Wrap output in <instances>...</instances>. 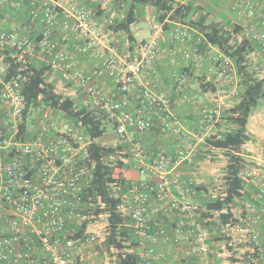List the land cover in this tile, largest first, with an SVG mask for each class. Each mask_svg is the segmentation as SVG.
<instances>
[{"label":"built area","instance_id":"1","mask_svg":"<svg viewBox=\"0 0 264 264\" xmlns=\"http://www.w3.org/2000/svg\"><path fill=\"white\" fill-rule=\"evenodd\" d=\"M219 2L225 3L221 12L229 26L255 44L249 57L255 77L264 83V0ZM0 9L27 11L17 26L0 25V49H13L26 62L41 60L57 93L82 97L115 121L114 140L126 145L120 155L127 157L121 159L137 174L117 206L132 221L129 252L135 253L136 264H264V155H254L251 168L241 175L246 183L255 180L256 188L252 198L240 202L237 220L220 226L227 242L213 240L210 227L198 220L207 211L198 198V182L181 170L195 167L198 144L213 132L222 111L238 101L229 56L208 44L201 52V34L194 37L183 24L166 31L154 15L145 22L149 35L136 37L132 50L126 46L119 53L108 30L116 14L105 15L83 0H0ZM136 24L130 28L134 34ZM66 44L74 53L96 59L91 71L74 63ZM163 55H178L194 71L208 63L203 74L215 85L212 103H203L201 95L190 100L199 105L198 133L172 115L171 106L190 80L189 70H174L172 91L159 90L156 62ZM103 78L113 81V91L102 89ZM41 99L24 126L21 81L5 78L0 64V264H114L107 254L94 261L90 245H99L103 236L87 230L81 240L67 232L68 225L85 218L81 210L83 188L92 176L91 140L81 124L61 118ZM131 99L137 105L127 112ZM157 122L158 135L174 139L175 149L146 148L141 135L151 134Z\"/></svg>","mask_w":264,"mask_h":264},{"label":"trees","instance_id":"2","mask_svg":"<svg viewBox=\"0 0 264 264\" xmlns=\"http://www.w3.org/2000/svg\"><path fill=\"white\" fill-rule=\"evenodd\" d=\"M215 1L219 3V0L200 3L190 1L186 4L173 0H110L116 16L108 30L122 35L121 44L118 45L120 49L127 41L124 49L127 46V49L132 50L136 36L130 29L131 25L145 22L150 13L163 23L166 31L176 24H183L192 28L194 37L201 34V52L205 51L208 44L232 59L239 85L238 101L222 111L219 123L204 139V149L199 150L196 158L198 162L220 152L225 160L220 181L211 187V192L203 183L197 185V190L198 196L202 191L207 193V199L203 201L207 211L200 212L198 220L210 227L213 240L227 242L220 226L237 220L234 209L240 202L252 198L256 188L254 184L244 182L241 175L248 164L244 151V145L250 140L247 124L253 110L264 101V83L255 77L254 65L249 57L255 44L240 37L237 27L229 26L226 16L218 12V3ZM89 5L101 12L100 3ZM0 64L4 68L5 78H19L21 81L25 98L24 126L37 107L38 96H41V101L49 103L61 118L81 124L91 140L92 176L83 188L81 210L85 218L81 223L68 225L67 232L73 239L84 240L90 223L102 216L105 219L104 238L96 247L97 252L107 254L114 264H136L135 253L129 252L134 245L131 218L117 209L127 188L135 181L126 175L125 170L130 165L121 159L122 156L127 157L125 154L120 155L126 145L117 140L115 143L102 141L108 134L115 139V121H108L102 112L86 104L82 97L57 93L56 81L51 79L47 66L41 60L26 62L13 49L5 48L0 49ZM190 74V77L195 78L200 92L215 90V85L206 81L204 74ZM157 124L153 127L152 135L158 134ZM185 169L189 170L187 167ZM227 249L230 252L232 250L229 246Z\"/></svg>","mask_w":264,"mask_h":264},{"label":"crops","instance_id":"3","mask_svg":"<svg viewBox=\"0 0 264 264\" xmlns=\"http://www.w3.org/2000/svg\"><path fill=\"white\" fill-rule=\"evenodd\" d=\"M26 9H0V25L5 28H11L13 26H17L21 22H23L26 18ZM113 38L117 36L115 39L116 41H121V38H119L118 34H113ZM126 44V41H124ZM119 44L118 42L116 43ZM124 44V45H125ZM120 45V44H119ZM127 45V44H126ZM166 46V45H165ZM170 46V45H169ZM168 46V47H169ZM66 47L69 51H71L72 59L74 63L84 72L91 71L93 65L96 62V59L93 56L89 55H80L76 54L71 50V47L69 44H66ZM212 52V50H211ZM207 64L203 68L204 71H206ZM156 67L160 73L161 82L159 85V90H166V91H172L173 88V78L172 73L174 70L180 71L181 69H187L189 72H194L195 75L203 74V70L194 71L193 69H190L189 63L184 62L178 55H175L173 57L168 55H163L160 57L156 62ZM146 77L145 74L141 75V78L144 79ZM194 81H196L193 77L190 78L188 85L183 89L182 93L179 95V97H176L175 99V105L172 108V114L174 117H180L178 120L182 122V124L189 130H192L195 133H198V120H199V114H198V107L199 105L197 103L192 104L190 103V100L193 99L196 96H200V100H202L203 103L211 105L212 103V95L211 92L202 93L200 92L198 85L195 87ZM101 87L104 91L110 92L115 89V85L113 81L103 78L100 80ZM197 89V91L201 94L197 95L195 93L196 91L194 89ZM187 97V101L181 100L183 97ZM136 101L134 99L130 100V105L126 109L127 112H132L136 108ZM190 115L189 120H184V116ZM185 123V124H184ZM149 133H144L141 135V140L145 144L146 148L151 151L155 149L158 146H163L164 148H167L169 150L175 149V140L168 137H161L158 134L152 135ZM264 145V144H263ZM247 146V142L244 145ZM248 148V147H246ZM260 149V151H264V146L258 145L257 147L253 149H249L251 153L254 152V154ZM245 150V149H244ZM246 153V157L248 160L251 161V158L253 157V154ZM134 172V171H133ZM135 173V172H134ZM183 174H189L188 172H184ZM130 176L133 180L137 178V174L130 173ZM207 199V193L203 194L202 192L199 193L198 198L203 202ZM171 264H179L177 262H171Z\"/></svg>","mask_w":264,"mask_h":264},{"label":"rangeland","instance_id":"4","mask_svg":"<svg viewBox=\"0 0 264 264\" xmlns=\"http://www.w3.org/2000/svg\"><path fill=\"white\" fill-rule=\"evenodd\" d=\"M85 3L90 4V3H100V10L101 12H104L105 15H112V14H116V12L113 10V7L110 4V0H83ZM89 1V2H88ZM215 3L217 4L218 2L215 1ZM225 7V3H221L219 2L217 4V10L218 12L221 14H223V12H221L222 9H224ZM150 15V13H148L147 17ZM220 17H218L219 19ZM147 21V18L145 20V22ZM145 22H139L136 24L138 30L135 32V36L137 38L139 37H147L149 35V30L147 28V25L145 24ZM117 38V36L115 37V39ZM119 38H122V35H119ZM115 43H119L121 44V41H116L114 40ZM118 44V45H119ZM125 44V42H124ZM118 47V52L122 53L124 50V45L121 47V49ZM192 78V77H190ZM195 79V78H194ZM195 87H197V83L196 81H194ZM197 93V95L201 94L197 91V89H194ZM63 95H71L69 92H66L64 90H60ZM197 99V98H196ZM176 103L173 104V106ZM198 104V103H197ZM173 106H171V108H173ZM173 115V114H172ZM174 117V115H173ZM190 115H186L184 116V120H189ZM177 119H179L180 117H175ZM219 123V122H218ZM185 124V123H184ZM247 133L250 136V140L247 142V146H245V155H247L246 153H251V151H249V149H253L255 147H257L258 145L260 146H264V101H261L258 106L253 110V112L251 113V115L249 116V120H248V124H247ZM152 136V135H151ZM204 140V139H203ZM203 140L198 144L199 150L204 149V147L202 146L203 144ZM102 141L104 143H115V140L112 136H110L109 134L106 135ZM248 147V148H246ZM216 155L212 156V157H207L204 160L198 161L197 165L194 168H189V170H186L185 167H182V171L184 172H188L191 173L194 178L197 180L198 184L199 183H203L206 185L207 189L211 192V187L215 184H217L220 181V177L223 173V167L225 165V160L223 158V155L220 152H215ZM254 155H264V151H260V149H258V151L254 154ZM247 159V157H246ZM247 166L245 167L246 170H249L252 166V163L250 160L247 159ZM126 171V175L130 176V173L135 174L129 167L125 170ZM261 178L264 179V168H262L261 172H260ZM131 177V176H130ZM133 178V177H132ZM256 181L252 180L249 182V184H254L255 185ZM203 194H206L205 191H202ZM203 199H206L205 197ZM239 209V206H237L234 209V213H236ZM104 226H105V219L104 217H100L97 220L93 221L92 223H90L88 230L95 232L98 237H102L103 236V230H104ZM98 245H90V250L94 253V261L98 262L99 260L102 259V255L99 254L96 250V247ZM217 251H221V248Z\"/></svg>","mask_w":264,"mask_h":264}]
</instances>
